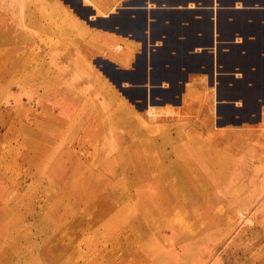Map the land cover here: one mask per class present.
<instances>
[{
	"label": "rangeland",
	"instance_id": "rangeland-1",
	"mask_svg": "<svg viewBox=\"0 0 264 264\" xmlns=\"http://www.w3.org/2000/svg\"><path fill=\"white\" fill-rule=\"evenodd\" d=\"M93 3L0 0V264H264V92L223 96L206 62L150 61L145 88Z\"/></svg>",
	"mask_w": 264,
	"mask_h": 264
},
{
	"label": "crops",
	"instance_id": "crops-1",
	"mask_svg": "<svg viewBox=\"0 0 264 264\" xmlns=\"http://www.w3.org/2000/svg\"><path fill=\"white\" fill-rule=\"evenodd\" d=\"M98 1L104 3L107 17L100 14L94 5ZM121 1L92 0L100 16L99 20H95V11L94 15L89 17L90 22L95 20L89 32L103 34L113 45L111 47L125 54L133 53L131 58L136 57L139 61L146 62L144 69L142 66L145 88L148 89L150 84V61H155L158 65L157 69L156 66L152 69L156 73L154 76L172 77L174 73L173 76L177 75L175 79L178 78V81L186 78L195 79L197 82L204 76H210L200 75L202 72L197 69L199 63L201 65L206 62L211 67L212 75L218 73L217 76H222L217 80L220 85L219 93L223 96L231 95V92L242 94L246 95L243 96L245 101L251 103L255 98L252 96L263 95L264 0ZM75 13L79 17V13L85 15L86 10L81 7L79 13ZM80 21L75 23L76 27L83 29V21ZM130 34L135 41L127 38ZM152 34L156 36L153 45L155 50L150 49ZM141 44L148 49L136 53L134 49ZM109 54L107 56L114 63V67H119L114 69H120L121 66L117 62L119 59L111 58ZM164 61H173L175 67L172 69L168 64H163ZM192 61L193 67L186 63ZM190 66L192 70L189 69ZM160 83L163 84L162 81ZM162 86L159 88L168 89V85ZM192 92L196 94L194 90H190V94ZM165 103L158 105L159 112L162 108L163 111L169 109ZM251 105L250 107H253ZM243 106L242 108L248 107L245 103Z\"/></svg>",
	"mask_w": 264,
	"mask_h": 264
},
{
	"label": "bare ground",
	"instance_id": "bare-ground-1",
	"mask_svg": "<svg viewBox=\"0 0 264 264\" xmlns=\"http://www.w3.org/2000/svg\"><path fill=\"white\" fill-rule=\"evenodd\" d=\"M51 112V111H50ZM56 125H57V123L55 124V127H56ZM59 127V126H58ZM53 127H51V129H52ZM63 128V127H62ZM53 131V130H52ZM51 131V132H52ZM55 131V130H54ZM56 132V131H55ZM54 132V133H55ZM60 132V131H59ZM57 133V132H56ZM55 135V134H54ZM61 137V136H60ZM62 139V141H60V143L59 144H57V142L55 143L56 144V146H53L55 149H57L58 151H63L64 149H65V143H64V141H65V134H63V138H61ZM66 142V141H65ZM54 161H56V159H54ZM148 169V168H147ZM156 171V170H155ZM86 172L82 175V176H79V177H74L71 181L72 182H74L75 183V186H78V187H83V186H85L86 185V181H87V179H86ZM70 183V182H69ZM77 184V185H76ZM68 185V184H67ZM69 186V185H68ZM73 186V185H72ZM63 192V191H62ZM74 194V193H73ZM77 194V193H76ZM46 205H48V204H46ZM84 212V211H83ZM34 214V213H33ZM52 215V214H51ZM84 215V214H83ZM37 216V215H36ZM53 216V215H52ZM51 216V217H52ZM42 221V220H41ZM40 221V222H41ZM66 222H68V221H66ZM38 225H40V223H38ZM36 227H37V225H35ZM39 227V226H38ZM26 230V229H25ZM65 232L66 231H64V232H62L61 233V237H59L60 238V241H63V237H64V234H65ZM31 233V232H30ZM53 233V232H52ZM52 236V235H51ZM46 238V237H45ZM47 238H49V235H48V237ZM46 238V239H47ZM28 241V240H27ZM30 241V240H29ZM28 241V242H29ZM31 244V243H30ZM29 245V244H28ZM27 248H29V246L27 247ZM53 247L51 246V249H52ZM64 251H66V249H63L61 252H64ZM45 252H47V250H45ZM65 258V257H64Z\"/></svg>",
	"mask_w": 264,
	"mask_h": 264
}]
</instances>
